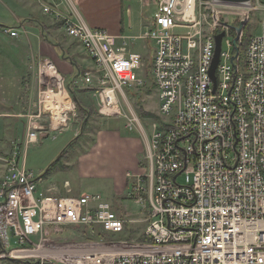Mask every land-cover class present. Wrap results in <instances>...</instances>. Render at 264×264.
I'll return each instance as SVG.
<instances>
[{
	"label": "built area",
	"instance_id": "obj_1",
	"mask_svg": "<svg viewBox=\"0 0 264 264\" xmlns=\"http://www.w3.org/2000/svg\"><path fill=\"white\" fill-rule=\"evenodd\" d=\"M48 1H41L43 13L61 22L65 36L97 66V75L87 72L81 78L89 86L96 82L101 114L122 115L116 110L120 95L127 102L128 91L143 90L148 77L154 82L160 120L153 124L148 167L131 193L137 203H148L142 236L150 240L116 241L127 233V219L101 194L70 195L68 183L67 195L44 190L43 174L26 167V153L17 144L0 182V259L27 264H264L261 0L246 5L249 13H262L263 33L251 34L243 55L237 47L244 28L235 45L236 29L232 34L230 24L220 25L212 12L209 31H203L196 10L201 16L206 2L155 0L156 11L143 35L156 46L149 70L141 54L128 50L125 37L88 26L72 0H65L67 11ZM249 20L248 14L245 25ZM179 27L188 31L175 32ZM219 28L226 34L214 83L210 70ZM5 32L18 36L12 28ZM41 129L30 121L25 148L38 142Z\"/></svg>",
	"mask_w": 264,
	"mask_h": 264
},
{
	"label": "rangeland",
	"instance_id": "obj_2",
	"mask_svg": "<svg viewBox=\"0 0 264 264\" xmlns=\"http://www.w3.org/2000/svg\"><path fill=\"white\" fill-rule=\"evenodd\" d=\"M47 1L48 0H41ZM76 5L77 0H72ZM207 4L201 11L199 16L200 8L196 10L197 20H201L203 23V31H209V24L211 23L212 12H215L220 17V25L228 23L234 25L235 21H243L249 14V22L247 23V30L250 35H261L263 33V25L260 17L262 13H249L247 6H227L216 4L213 0H202ZM23 2L28 3L31 7H37L34 12L35 15H31L30 18H35L36 26L31 25L29 33H20L19 36L14 39L7 36V33L0 28V72L1 76L8 77L5 82H8L10 105L13 109H21L23 115H26L25 120L28 126V120L36 122L37 126L42 127L38 131L39 140L37 143H32L26 148L23 147L26 153V167L29 170L34 171L38 174H44L46 170L60 158V156L67 149V153L62 160V165L67 167L65 164L70 163V167L63 168L60 165L51 171V173L45 177L43 185L56 184L60 187L63 186L65 180H69L73 186L74 191L70 195L83 194H95L97 192L103 193V196L114 204L115 211L131 222V228L128 229L127 233L115 238L116 241H127L133 242L140 238L146 228V216L148 203L140 204L137 203V199L134 196L129 195V191L125 192V198L111 199L104 191H95L94 189H82L80 187V177L77 174L76 161L78 156L85 148L89 147L94 142L95 133L97 130L107 128L108 124L115 126L121 133L126 136H137L142 142V152L140 154V173L143 175L144 170L148 167V149L149 145L152 144V129L155 119L141 118L139 116V110L143 109L146 112L158 115L159 113V100L158 93L154 87V82L151 77H148L147 85L142 90L131 94L127 92L128 101L120 95L117 111L121 112L122 115H106L99 112L98 100L95 97L87 95L83 90H80L78 84H73V89L78 93L84 104L89 106L90 109L96 114V116L88 120V125L83 129V121L78 115V109L76 104L73 102L68 89V83L66 81H72L77 73V67L71 66V62H68L72 67V73L67 74L61 70L64 78H61L63 88L68 92L72 107L67 112V121L55 129L52 112L45 109L43 100L47 98L46 92L55 91L57 88L54 85H49L45 78L41 75L43 65L51 63L45 56L43 51L39 50V45L43 40L42 27L39 22L46 18L43 13V8L40 6L37 0H24ZM264 4V0H261ZM59 7L62 10H69L70 5L65 0H59ZM77 6V5H76ZM78 7V6H77ZM4 11L0 7V13ZM154 8H146L144 10V20L150 22L154 15ZM6 18H9L6 17ZM52 17L48 16L47 20L51 22L49 26L53 29L47 31L45 35H48L49 42L56 46V52L59 57L63 58V49H78L76 42L65 36L64 31L60 26L55 25L59 21H52ZM26 22V20L24 21ZM242 23V22H241ZM8 25L7 28L19 26L13 18H10L5 22ZM245 27V26H244ZM20 28V27H19ZM219 34L222 33V29L219 28ZM146 32V31H145ZM144 32V33H145ZM51 38V39H50ZM244 38V37H243ZM134 43L132 51L138 52L145 58V64L147 70L151 64V60L154 55L155 44L150 40H130L129 43ZM129 49V48H128ZM130 50V49H129ZM59 58V59H60ZM60 77V76H59ZM66 81H65V80ZM11 109V110H13ZM14 109V110H15ZM132 110V111H131ZM38 118H29L30 116H38ZM116 115V114H115ZM23 121V120H22ZM23 124V122H22ZM53 124V126H51ZM110 125V126H111ZM131 125L133 129H130ZM25 128V125L23 124ZM79 137L76 139V137ZM22 138V136H21ZM76 139V144L72 148H68L69 144ZM24 142V139H21ZM85 147V148H83ZM142 178L136 180V188L139 185V181ZM64 195H67L64 193ZM106 195V196H105ZM108 197V198H107ZM135 221V222H133ZM2 260V259H0ZM19 261V260H18ZM11 262V261H10ZM8 263V262H6ZM17 263V262H15ZM20 264V263H17Z\"/></svg>",
	"mask_w": 264,
	"mask_h": 264
},
{
	"label": "crops",
	"instance_id": "obj_3",
	"mask_svg": "<svg viewBox=\"0 0 264 264\" xmlns=\"http://www.w3.org/2000/svg\"><path fill=\"white\" fill-rule=\"evenodd\" d=\"M23 1L24 0H0V7L4 9V11L0 13V25L3 26L1 29H3L4 32L6 27H8L5 22L10 18H13L19 23V26L10 27L18 31V36L19 32L29 33V30L32 29H29V27H32L31 25L36 26L34 23L35 18H30V16L35 15L34 10L37 7H31L28 3ZM38 1L43 8L41 0ZM154 1L155 0H77L76 5L78 6L77 9L83 20L88 26L94 29L108 31L115 36L125 37L129 43L130 40H145L143 38L144 32L150 27L152 20L146 22L143 19L144 10L152 7L154 11H156ZM55 2L58 3L59 0H55ZM8 16L9 18H6ZM47 18L48 16L39 22L41 27L42 25L47 28L50 27L49 24L51 22H49ZM25 20L26 22H24ZM51 20L54 21L53 18ZM52 30L51 28L49 31ZM187 31V29L182 27L175 29V32L182 34H185ZM7 36H9V34H7ZM10 38L14 39L15 37ZM134 45L136 44L133 42L131 44L129 43L128 48L130 50H128L130 52H134L132 51ZM77 48L78 49H63V58L61 59L56 52V46H53L49 41L43 39L39 45V50L43 51L47 59L51 61L60 78H64L61 70L65 71L67 74H71V66H76L78 70L75 74V78L69 82L64 80L68 83V86L71 83H77L80 90L85 91L89 96L97 98L99 104L98 95L95 93V89L97 88L96 82L89 86L84 83L80 74L77 76L81 71L93 72L97 75V66L90 57L87 56L83 48L79 45ZM68 62H71V66ZM6 78L8 77H5V79ZM5 79L3 75L1 76L0 72V182L6 171V159L13 151L14 147L17 144L20 146L24 145V147L26 146L25 142L31 121L28 120L27 126L25 120L22 119L26 118L22 110L15 108L14 110L12 107H9L11 103L9 86L8 82H5ZM79 98L81 99L80 96ZM81 101L84 103L82 99ZM32 117L33 116H30L29 118ZM33 123L37 126L36 122ZM110 125L111 124H108L107 128L97 130L94 142L87 148L83 147L85 150L81 152V155L78 156L76 161L77 174L80 177V187L82 189L104 191L108 194V197L114 200L120 198L126 199L125 192L129 191L131 187L129 195L132 193L136 186V180L138 181L141 175L139 172V158L142 152V142L137 136H126L115 126ZM21 139H24V142L21 141ZM65 165L70 167L71 164L66 163ZM65 183L69 184L71 193L76 192L69 180H65L62 187L56 184H49L43 185V189L48 190L51 188L55 194L59 195H64V193L68 194ZM95 194L103 195V193L100 192ZM79 195H83V193ZM127 225L128 229H130L131 222L129 220H127ZM0 264L17 263L4 259L0 260Z\"/></svg>",
	"mask_w": 264,
	"mask_h": 264
},
{
	"label": "trees",
	"instance_id": "obj_4",
	"mask_svg": "<svg viewBox=\"0 0 264 264\" xmlns=\"http://www.w3.org/2000/svg\"><path fill=\"white\" fill-rule=\"evenodd\" d=\"M240 24H241V21L239 20H237V21H235V24L234 25H230L231 27H232V30H231V33L232 34H234V29H236V28H238L239 26H240ZM57 26L59 25V26H61V22H58L57 24H56ZM248 25V24H247ZM247 25H245V27H244V38H243V42H242V45L240 46V48H239V51H240V55H243V53H244V51H245V48H246V46H247V43H248V41H249V39H250V32L247 30ZM0 28H3V26H1L0 25ZM7 28V27H6ZM51 28L49 27V28H47L46 26H43L42 25V34H43V39L45 40V41H49V36L48 35H45V33L47 32V31H49ZM85 73H87V72H84V71H81V73H78V75L77 76H79V74L80 75H83V74H85ZM77 78V77H76ZM75 80H77V79H75ZM154 87H155V85H154ZM68 89H69V91H70V96L72 97V99H73V101H74V103L76 104V106H77V109H78V115L81 117V119H82V121H83V129L88 125V120L90 119V118H92V117H94V116H96V114L90 109V107L89 106H86L82 101H81V99L79 98V96H78V93L73 89V83H71L69 86H68ZM139 116L141 117V118H151V119H155V120H160V118L158 117V116H156V115H154V114H152V113H149V112H146L145 110H143V109H140L139 110ZM79 137V135L76 137V139ZM76 139H74L70 144H69V146H68V148H72L75 144H76ZM20 149H21V152L23 151V147L22 146H20ZM67 153V149L64 151V153L60 156V158L58 159V160H56L47 170H46V172L42 175L44 178L46 177V176H48L50 173H51V171L53 170V169H55L57 166H61V167H63V168H67V167H65V166H63L62 165V160H63V158L65 157V154ZM150 239L148 238V237H146V236H141L140 238H139V241H141V242H147V241H149ZM3 251H4V248L2 247V245L0 244V255L3 253ZM6 261H11V262H17V263H20V264H27V263H25V262H22V261H18V260H12V259H5Z\"/></svg>",
	"mask_w": 264,
	"mask_h": 264
},
{
	"label": "bare ground",
	"instance_id": "obj_5",
	"mask_svg": "<svg viewBox=\"0 0 264 264\" xmlns=\"http://www.w3.org/2000/svg\"><path fill=\"white\" fill-rule=\"evenodd\" d=\"M41 75L45 78L49 85H54L57 88V92H46L47 98L43 100L45 109L52 112L53 123L55 129L67 121V112L72 107V103L68 92L63 88L61 78L57 74L52 63H46L43 65Z\"/></svg>",
	"mask_w": 264,
	"mask_h": 264
},
{
	"label": "water",
	"instance_id": "obj_6",
	"mask_svg": "<svg viewBox=\"0 0 264 264\" xmlns=\"http://www.w3.org/2000/svg\"><path fill=\"white\" fill-rule=\"evenodd\" d=\"M216 4H220V5H228V6H246L248 5L252 0H213ZM245 21H242V23L240 24V26L238 28H236L237 34L238 36L236 37L234 44L236 45L238 40H239V36L243 31V28L245 26ZM225 32H222L220 34H218L215 37V42H216V50H215V55H214V60L212 63V67L210 70V75L214 81V83H216V76H215V72H216V68L219 64L220 61V55H221V49H222V42H223V38L225 37ZM239 52V48L237 47V54Z\"/></svg>",
	"mask_w": 264,
	"mask_h": 264
}]
</instances>
